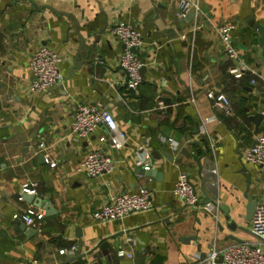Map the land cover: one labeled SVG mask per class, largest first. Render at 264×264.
Listing matches in <instances>:
<instances>
[{"label":"crops","instance_id":"1","mask_svg":"<svg viewBox=\"0 0 264 264\" xmlns=\"http://www.w3.org/2000/svg\"><path fill=\"white\" fill-rule=\"evenodd\" d=\"M174 1L0 0V264H193L212 246L257 243L243 196L250 176L248 195L264 202V166L244 156L264 135V118L253 120L264 107V55L250 26H264V0H191L198 8L185 17ZM117 22L143 36V81L136 91L126 90L117 66L123 46L110 35ZM227 22L236 24L238 62L226 57L217 34ZM39 45L61 58V80L56 90L32 95L28 54ZM208 90L228 96L232 115L211 106ZM157 99L165 110L157 109ZM78 103L108 109L126 134L113 154L112 174L88 178L76 171L89 151L107 149L103 127L86 139L71 131ZM208 138L215 141L213 154ZM196 140L205 152L201 169L200 149L188 144ZM145 165L161 175L145 176L139 171ZM179 169L194 183L199 202L215 208L186 207L173 195ZM26 181L53 208L48 215L40 209V234L12 219L36 208L19 199ZM139 187L151 192L148 211L91 222L110 195Z\"/></svg>","mask_w":264,"mask_h":264},{"label":"built area","instance_id":"2","mask_svg":"<svg viewBox=\"0 0 264 264\" xmlns=\"http://www.w3.org/2000/svg\"><path fill=\"white\" fill-rule=\"evenodd\" d=\"M174 2L180 17H185L191 10L198 8L191 0H175ZM235 29L236 24L233 22L221 24L217 28L224 53L231 62L240 60V53L234 45L232 37V32ZM110 35L123 46L117 58V66L126 78L125 88L129 92L136 91L143 81L141 69L145 65L144 60L139 56V52L144 46L142 33L131 25L117 22L112 26ZM60 63L61 58L47 46L39 45L29 52L27 66L31 74V82L28 86L30 94L44 95L57 89L61 80ZM251 83L254 84L255 80H251ZM205 97L219 113L232 115L230 100L222 91L208 90ZM156 105L159 110L166 108L160 99L156 100ZM260 114L264 118V107L260 110ZM70 127L71 131L80 139L88 138L101 127L106 130L107 136L102 140L107 149L89 151L77 165L76 171L88 178L112 174L115 170L113 154L121 150L127 141L125 132L119 128L113 114L108 109L100 108L97 105L78 103L72 113ZM214 145L215 141L208 138V152L213 154ZM39 147L42 148L43 145L40 144ZM149 157L147 154L145 155L146 163L150 160ZM244 161L254 166H264V135L257 137L247 149ZM45 162L52 167L55 165V162L48 158H45ZM143 168L149 169V166L145 165ZM210 172L216 175L215 169L210 168ZM35 187L34 182H24L20 188L19 199H22L21 194L23 193L33 194ZM173 195L186 207L197 206L210 212L217 206L212 202L203 204L199 202L194 183L189 175L181 169L178 171L173 186ZM151 205V192L147 187H139L134 191H123L110 195L91 214L90 220L94 223L121 221L131 214L148 211ZM12 219L38 234L43 231L45 226L44 212L38 208H29L21 213H15L12 215ZM250 231L257 243H233L220 249L212 246L204 259L193 264H264V202L256 204L250 221ZM119 254L131 256L124 251Z\"/></svg>","mask_w":264,"mask_h":264},{"label":"water","instance_id":"3","mask_svg":"<svg viewBox=\"0 0 264 264\" xmlns=\"http://www.w3.org/2000/svg\"><path fill=\"white\" fill-rule=\"evenodd\" d=\"M250 26H251L252 30L255 31L256 34L258 35L257 44L261 48V54L264 55V26H262L260 24H254V23H251ZM98 43H99V38L95 37L94 40H93V43H92V45H93V48H92L93 50H91L92 58L94 57V47ZM141 70H143V68ZM261 117H262L261 114H256L253 117V120L255 122H257ZM165 143L167 145H169L171 143L169 138H165ZM188 144L190 146H196V147H198L200 149L201 154L196 158V162H197L199 168L201 169V166H202V162L201 161H202V159H203V157L205 155V152L203 150L204 148H202L200 141H197V140L189 142ZM181 151L187 158L190 156V154L185 152V150L182 149ZM161 154H162V156L164 158H166L168 160L169 163H173V158L169 154H167L164 149L161 151ZM153 161L154 160L151 157V163L152 164H153ZM139 171H141L142 174H144L145 176H148V177L156 176V175L159 177L161 175V174H157V172L155 170L151 169V168H149V169L142 168ZM243 171L245 172L246 169L244 168ZM246 184H247L246 193L244 194L243 197L247 201L246 218L247 219H251L252 214H253V212L255 210L257 202L251 196L248 195V191H249L250 184H251V177L250 176H247ZM21 197L24 200H26L28 203L33 204V206H35L36 208L44 210L47 215L50 214L51 211L53 210V208H52V206H51V204L49 202H47V201H45V200H43V199H41L39 197H36L33 194L23 193V194H21ZM212 203L215 205L214 202H212ZM229 219H230L229 215L226 214V220L228 221L229 227L232 228V229L235 228V223L233 221H230ZM22 228H26V226L24 224H22ZM219 261H221V259H219Z\"/></svg>","mask_w":264,"mask_h":264}]
</instances>
